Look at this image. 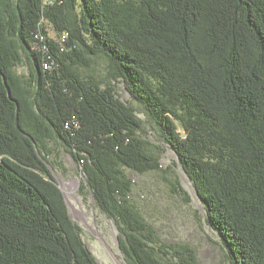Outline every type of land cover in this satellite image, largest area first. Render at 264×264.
Listing matches in <instances>:
<instances>
[{
    "label": "trees",
    "instance_id": "obj_1",
    "mask_svg": "<svg viewBox=\"0 0 264 264\" xmlns=\"http://www.w3.org/2000/svg\"><path fill=\"white\" fill-rule=\"evenodd\" d=\"M119 81L232 264H264V0H0V264H99L54 174L63 150L128 264H199L132 198L129 171L162 169L164 149Z\"/></svg>",
    "mask_w": 264,
    "mask_h": 264
},
{
    "label": "rangeland",
    "instance_id": "obj_2",
    "mask_svg": "<svg viewBox=\"0 0 264 264\" xmlns=\"http://www.w3.org/2000/svg\"><path fill=\"white\" fill-rule=\"evenodd\" d=\"M48 34L56 38L49 23ZM105 63H99L100 71ZM19 73H29L27 64L17 66ZM120 98L129 101L144 121L151 140L164 150L161 156L162 169L144 174L129 171L135 185L132 198L146 219L158 230L166 242H187L197 250L199 264H232L219 234L208 225L204 204L193 182L178 162L175 152L164 142L153 127L149 116L139 103L125 90L122 81L114 82ZM60 159L67 168L54 169V174L63 189L69 212L82 229V237L95 255L99 264H128L121 253L118 229L115 222L96 206L91 193L79 192L83 175L79 163L67 151ZM79 182V185H78ZM179 186L185 191H179Z\"/></svg>",
    "mask_w": 264,
    "mask_h": 264
},
{
    "label": "water",
    "instance_id": "obj_3",
    "mask_svg": "<svg viewBox=\"0 0 264 264\" xmlns=\"http://www.w3.org/2000/svg\"><path fill=\"white\" fill-rule=\"evenodd\" d=\"M4 80H5V83H6V86H7V89H8V93H9V95L11 96V88H10V86L8 85V82H7V79L6 78H4ZM78 185H79V182H78ZM61 188V187H60ZM62 191H63V189H61ZM64 193V192H63ZM65 196V195H64ZM67 202V201H66ZM68 205V204H67ZM71 215V214H70Z\"/></svg>",
    "mask_w": 264,
    "mask_h": 264
},
{
    "label": "built area",
    "instance_id": "obj_4",
    "mask_svg": "<svg viewBox=\"0 0 264 264\" xmlns=\"http://www.w3.org/2000/svg\"><path fill=\"white\" fill-rule=\"evenodd\" d=\"M65 36V35H64Z\"/></svg>",
    "mask_w": 264,
    "mask_h": 264
}]
</instances>
